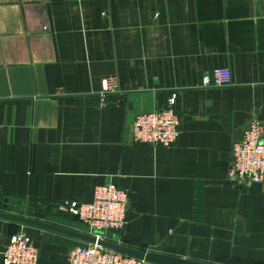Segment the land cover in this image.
<instances>
[{
  "label": "crops",
  "instance_id": "obj_1",
  "mask_svg": "<svg viewBox=\"0 0 264 264\" xmlns=\"http://www.w3.org/2000/svg\"><path fill=\"white\" fill-rule=\"evenodd\" d=\"M215 69L227 84L202 88ZM172 93L177 141L133 143L135 117ZM252 119L264 124V0H0V207L79 231L62 201L113 183L129 194L122 245L264 264V180L227 178ZM19 231L37 264H68L84 243L0 218V264Z\"/></svg>",
  "mask_w": 264,
  "mask_h": 264
},
{
  "label": "built area",
  "instance_id": "obj_2",
  "mask_svg": "<svg viewBox=\"0 0 264 264\" xmlns=\"http://www.w3.org/2000/svg\"><path fill=\"white\" fill-rule=\"evenodd\" d=\"M113 78L103 81L108 90ZM202 88L225 86L226 70L215 69L201 76ZM176 93L167 99V107L137 115L131 125V139L135 144L151 146L173 145L180 134L181 114L174 108ZM227 178L240 184L260 183L264 180V124L250 120L241 139L232 143L231 164ZM128 191L113 183L97 185L88 203L62 201L65 214L74 219L79 232L122 245L127 224ZM39 250L24 232L13 234L2 252V264H37ZM68 264H149L142 259L123 254L96 244L83 243L71 248Z\"/></svg>",
  "mask_w": 264,
  "mask_h": 264
},
{
  "label": "water",
  "instance_id": "obj_3",
  "mask_svg": "<svg viewBox=\"0 0 264 264\" xmlns=\"http://www.w3.org/2000/svg\"><path fill=\"white\" fill-rule=\"evenodd\" d=\"M24 213H25V206L21 202L12 199L2 200V204L0 207V218L4 220L13 221L22 225L34 226L37 228L62 233L64 235L73 237L87 244H96L104 248L116 250L123 254H127L129 256L142 259L149 264H212V263H205L199 261H192L189 259L163 255L154 252H143V251L134 250L124 245H118L115 243L107 242L98 239L94 236H90L81 233L79 231L67 229L65 227L55 225L53 223L32 219L30 217L25 216Z\"/></svg>",
  "mask_w": 264,
  "mask_h": 264
}]
</instances>
